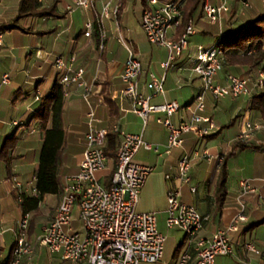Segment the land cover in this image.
<instances>
[{"label": "crops", "instance_id": "obj_1", "mask_svg": "<svg viewBox=\"0 0 264 264\" xmlns=\"http://www.w3.org/2000/svg\"><path fill=\"white\" fill-rule=\"evenodd\" d=\"M38 2L40 9H46L51 13L40 17L26 16L16 20L19 0H0V264H7L11 257L18 220L23 212L19 197L31 196L35 193L31 189L35 184V171L43 133L51 126L53 86L60 85L58 83L60 73L53 65L54 58L58 55L65 57L74 55L76 59L73 67L84 69L85 81L92 84L89 95L94 110L92 125L107 130L108 134H113L115 148L121 139V131L141 135L143 140L159 145L158 151L140 147L134 155L135 162L153 168L140 190L136 210L154 212L157 227L159 221L164 222L165 225L167 192L172 186L179 185L180 200L193 205L200 213L210 216L200 232L203 237H210L218 229L225 228L232 218L242 211L246 219L238 224L236 232L229 234L232 254L227 257L216 256L213 264H264V252L255 253L247 251L244 247L245 243H251L250 234L256 223L264 220L256 219V212L249 209L252 204L259 208L260 204L255 196L257 190L254 193L242 194L239 182L246 179H238L235 184L230 183L229 171L227 172L226 169V194L222 206L217 208L216 188L220 167L231 144L241 134L238 133L229 139L227 141L229 143L223 147L222 142L218 143L217 139L224 132L223 128L229 126L233 119L221 123L220 118L222 114L231 113L232 108L236 106L239 108L242 105H247L249 115L253 111L250 110V99L246 96L230 97L232 101L224 102L225 97L214 98L210 93H206L205 109L202 114L212 121L213 129L201 139L195 138L191 133L184 134L181 146L173 148L169 154H166L164 145L167 131L162 123L156 121L157 118L164 119L166 116L153 112L148 115L144 123L138 114L131 111L130 97L122 99L113 97L123 87L119 73L128 57L126 48L128 47L142 65L139 93L144 96L150 94L151 91L146 88L150 74L157 77L164 76V92L151 96L150 103L159 104L176 100L183 107L168 117L170 122L178 125L181 121L187 120L189 113L184 107L193 101L201 88L199 77L191 71V56L196 46L213 45L216 36H222L227 31L244 26L253 19L255 13L231 21H228V16L226 18L220 14L215 23L199 18L197 27L194 28L195 33L189 37L188 48L164 68L161 64L167 61V48L149 44L140 27V16L146 3L143 0H121L117 16L103 19L101 26L96 18V13L100 11L102 4L100 0L95 2L94 12L82 8L70 10V0H38ZM252 6L254 4H251V8ZM134 13L137 16L139 33L133 39L127 38L128 44L124 46L119 42L123 39L120 25L126 26ZM88 18L92 19L94 24L91 35L86 37L83 32L84 23ZM101 28L105 31L103 49L99 47ZM125 30L126 33L130 31L127 26ZM169 37H176V30L170 31ZM146 42L150 47L146 46ZM245 70L244 66L229 67L223 63L215 81L224 84L225 77L231 73L230 71L249 76L243 74ZM4 77H7V82L2 81ZM62 90L65 92L62 107L64 143L57 169L60 191L44 195L36 209L30 211L28 237L33 250L29 257L22 258L20 264H63L58 254L50 252L36 241V236L40 233L41 227L52 218L61 199L66 178L79 169L86 146L85 133L88 129L86 114L89 108L82 98V90L74 84ZM214 112H218V116ZM258 120L260 127L250 130L249 139L246 140L259 148L246 150L259 151L264 146V122L260 116ZM246 121L244 120V125ZM114 128L117 131H114ZM211 148L221 151H216L213 156L210 155V160L201 156L204 150L208 153ZM183 154L194 156L188 183H180L177 179L178 161ZM227 162L226 160L225 166ZM211 166L213 171L208 177ZM112 169L113 157L107 159L104 170L96 173V177L104 186L108 185L106 178ZM165 175H169L170 179H166ZM12 176L23 184L21 192L12 188L10 181ZM247 182L251 185L249 180ZM190 186L195 187L194 192H190ZM251 186L256 189L255 185ZM257 197L260 198V195ZM73 216V221H77L76 209L73 211ZM72 228L77 229L78 223ZM179 233L172 252V257L175 259L173 264H177L179 251L183 248L184 236L181 231ZM168 262L172 261L162 259L155 264Z\"/></svg>", "mask_w": 264, "mask_h": 264}, {"label": "built area", "instance_id": "obj_2", "mask_svg": "<svg viewBox=\"0 0 264 264\" xmlns=\"http://www.w3.org/2000/svg\"><path fill=\"white\" fill-rule=\"evenodd\" d=\"M71 8H82L93 11L98 0H70ZM101 8L96 13L99 26L103 19L115 18L119 12L121 0H100ZM227 0H221L219 5H212L203 0L200 19L215 23L222 12H228ZM248 6L247 0H242ZM145 6L140 16V27L149 44L165 47L168 50L167 61L161 65L166 68L175 57L188 48V40L195 33L193 20L187 21L184 31L177 37L170 38L169 32L175 31L182 20V7L185 0H145ZM94 21L88 18L84 23L83 35L89 37ZM100 49H103L105 31L99 30ZM128 57L119 73L123 87L114 98L130 97L131 111L138 114L144 121L150 113H162L166 118H157L167 131L164 152L169 154L183 141V135L191 133L195 138L207 136L213 129L212 121L205 115V94L214 98L240 97L251 94L253 88L259 90L264 86V72L258 70V78L229 73L225 83L215 81L217 73L224 63V52L215 43L209 47L197 45L192 56L191 71L201 81V88L193 101L184 108L188 111L187 120L178 125L170 122L169 116L181 109L176 100L151 104L150 98L164 92V76L150 74L146 88L150 94L139 93V77L142 65L134 57L133 51L126 47ZM75 56L58 55L53 65L59 71L58 83L62 88L74 84L82 90V98L89 110L86 114L88 129L85 133L86 146L76 173L66 178L61 199L56 206L50 221L41 227L36 241L50 252L60 256L63 264H142L155 263L162 260L165 235L157 227L154 212H138L136 204L139 193L147 176L152 172L151 166L142 165L133 160L140 147L146 150L158 151L159 145L143 140L141 135L120 132L121 139L113 155V169L109 184L104 186L96 177V173L104 170L107 156L104 152L108 131L92 125L94 110L89 95L91 83L84 79V69L73 67ZM3 82H7L4 77ZM63 93H65L63 91ZM247 131L237 139H246L252 129L258 125L245 122ZM117 131L116 128L113 129ZM202 157L211 159L207 151ZM194 156L183 154L178 161V181L189 182V171ZM170 179L169 175H165ZM14 190L21 192L23 184L15 177L10 178ZM242 194L254 193L256 189L247 180L239 182ZM190 192L195 187L190 186ZM35 192V189H31ZM179 185L172 186L166 195L167 207L165 227L177 228L184 236L183 248L179 251L177 264H213L216 256L232 254L229 234L238 230V224L244 221L243 212L236 214L225 227L214 232L210 237L200 235L204 224L209 220L208 214L200 213L193 205L180 200ZM21 200V195H20ZM77 210L78 228H72L73 211ZM30 217L22 212L18 220V228L14 238L11 257L7 264H20L22 258L29 257L33 247L28 237ZM247 251L258 253L252 243L244 244ZM248 264V263H244Z\"/></svg>", "mask_w": 264, "mask_h": 264}, {"label": "trees", "instance_id": "obj_3", "mask_svg": "<svg viewBox=\"0 0 264 264\" xmlns=\"http://www.w3.org/2000/svg\"><path fill=\"white\" fill-rule=\"evenodd\" d=\"M145 2V0H143ZM203 0H185L182 7V20L176 29V37L185 29L188 20L201 16ZM51 13L46 9H40L38 0H19L16 20L26 16H44ZM214 42L224 52V64L229 67L234 65L247 66L252 69L264 71V13H259L244 26L227 31L222 36H216ZM63 90L60 85L53 86V100L50 108L51 126L43 133V140L35 171V193L31 196H21L20 205L24 213H30L36 209L42 197L46 194H55L60 191L57 175L58 165L61 160L62 145L64 143V130L62 125ZM250 110L257 112L264 122V86L250 97ZM259 146L245 139H236L226 154L228 157L238 151L246 149H258ZM104 152L107 158H112L115 153V136L108 134ZM225 161L220 167L217 181L216 195L218 196V209L226 194V166ZM112 172L106 178L109 184ZM264 223L262 220L256 226Z\"/></svg>", "mask_w": 264, "mask_h": 264}, {"label": "rangeland", "instance_id": "obj_4", "mask_svg": "<svg viewBox=\"0 0 264 264\" xmlns=\"http://www.w3.org/2000/svg\"><path fill=\"white\" fill-rule=\"evenodd\" d=\"M210 3H214L215 5H219L221 3V0H209ZM248 6L243 5L242 0H227L226 4L229 6L228 12H222L221 14L223 16H228V21H231L233 19H239L251 16L253 15V18H255L259 13H264V0H247ZM251 4H254L251 8ZM137 16L134 13L131 17V19L126 24L127 27H129L130 31L126 33L125 27L123 24L120 25V30L123 36L122 40H119L120 44H128L126 42L127 38L133 39L134 37H137V33H139L138 29V22H137ZM199 20L197 17L194 18L193 24L194 28L197 27L196 23H198ZM140 23V21H139ZM118 33V32H117ZM146 46L150 47V45L146 42ZM246 70L243 72V74H248L252 80H255L258 78V70H261V67H258L257 69H252L247 66L244 67ZM232 74L235 73L233 71H230ZM264 72V71H262ZM238 75L237 73H235ZM260 90V89H259ZM257 91V89L253 88L250 95L246 96L250 99V97ZM224 102L232 101L230 97H225ZM247 100V98H246ZM247 105H242L239 108L236 106L234 109L232 108L231 113H226L225 115L222 114L221 116V123L227 122L230 119H233L232 123L229 126H225L224 132L221 134V136L218 137L217 142H222V146L225 147L229 139L234 137L238 133H242L244 131H247V127L244 125V120H248L250 124L254 125L257 124L258 128L260 127L259 122V114L255 111L250 112L248 115ZM216 113V116H218V112ZM255 120V121H254ZM243 130V131H242ZM253 130V129H252ZM242 131V132H241ZM251 132V131H248ZM246 139H249L246 138ZM245 139V140H246ZM216 151H221L220 149H209V154L211 156L214 155ZM227 172L229 171V181L230 183L235 184L236 180L238 179H246L249 180L251 185H255L256 187V198L258 200L259 208H256L253 204L249 206V209L254 212H256V219H264V146L261 147L259 151H238L235 155L230 156L227 158ZM214 162V161H213ZM213 164V163H212ZM213 171V167L211 166L210 172L207 175L208 177L211 176ZM190 175V171H189ZM253 180V181H251ZM260 195V198L257 197ZM258 209L256 211V209ZM77 221H72V226L75 227L77 225ZM158 229L161 230V232L165 235V242H164V249H163V260H171L172 262H168L167 264H173L175 259L172 257V252L175 247V243L179 238V230L177 228H170L167 229L164 225V222H158ZM179 231V232H178ZM251 243L255 247L256 250L259 252H264V223H261L260 225L255 226L253 230L251 231ZM248 235H246L247 237ZM254 254V253H252ZM224 256V255H223ZM230 256V255H228ZM227 257V256H226ZM147 264V263H145ZM155 264V263H154Z\"/></svg>", "mask_w": 264, "mask_h": 264}]
</instances>
